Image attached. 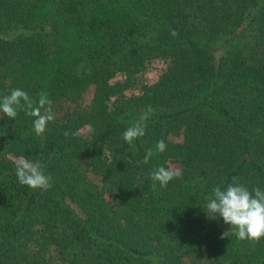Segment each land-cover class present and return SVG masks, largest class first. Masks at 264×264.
I'll list each match as a JSON object with an SVG mask.
<instances>
[{"label": "trees", "instance_id": "1", "mask_svg": "<svg viewBox=\"0 0 264 264\" xmlns=\"http://www.w3.org/2000/svg\"><path fill=\"white\" fill-rule=\"evenodd\" d=\"M13 88L48 93L56 119L37 136L0 113V264H264V238H221L202 208L233 176L264 189V0H0V96ZM21 157L53 186L21 185ZM160 166L181 176L153 188Z\"/></svg>", "mask_w": 264, "mask_h": 264}, {"label": "clouds", "instance_id": "2", "mask_svg": "<svg viewBox=\"0 0 264 264\" xmlns=\"http://www.w3.org/2000/svg\"><path fill=\"white\" fill-rule=\"evenodd\" d=\"M170 35H179L176 29H172ZM19 111L26 116L33 117V127L37 136H43L48 124L54 122L56 113L53 101L48 93L40 92L38 100L29 96L28 92L21 88H13L10 94L0 96V113L10 119H16ZM154 114V109L149 106L147 111L140 114L138 119L132 122L123 133L125 143L131 145L134 141L146 135L147 121ZM68 133L65 132V136ZM156 152L163 153L167 150L164 139H160L155 145ZM152 148H148L142 163L148 164L154 155ZM15 175L21 185L35 190H48L52 184L50 174H45L44 165L40 160L32 161L21 157L14 161ZM149 176L153 181L152 187L158 182L161 187H166L174 178H179L178 170L160 166L154 168ZM232 182L222 188L217 185L202 208L211 219L221 217L223 222L230 225V230L222 233L221 238L234 234L240 241L249 240L259 243L264 238V189L253 186L251 189L240 183L239 178L233 176Z\"/></svg>", "mask_w": 264, "mask_h": 264}, {"label": "rangeland", "instance_id": "3", "mask_svg": "<svg viewBox=\"0 0 264 264\" xmlns=\"http://www.w3.org/2000/svg\"><path fill=\"white\" fill-rule=\"evenodd\" d=\"M160 66L161 65L157 63L151 64L150 66H148L147 70L144 71V73L142 74V77L144 79L152 80L156 76L158 70L160 69ZM92 93H93V87L91 86L84 93L83 100H82L83 105H87L89 103ZM69 107H71V103H69L68 101H63L61 102V104L58 105L57 111L58 113H60ZM185 261L189 262V258L186 257Z\"/></svg>", "mask_w": 264, "mask_h": 264}]
</instances>
